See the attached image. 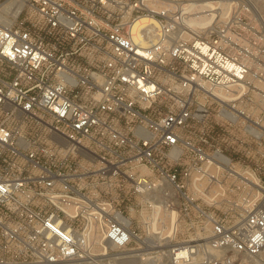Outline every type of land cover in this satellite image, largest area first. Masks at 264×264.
<instances>
[{
	"label": "built area",
	"instance_id": "1",
	"mask_svg": "<svg viewBox=\"0 0 264 264\" xmlns=\"http://www.w3.org/2000/svg\"><path fill=\"white\" fill-rule=\"evenodd\" d=\"M0 1V264L262 254L261 0Z\"/></svg>",
	"mask_w": 264,
	"mask_h": 264
},
{
	"label": "rangeland",
	"instance_id": "2",
	"mask_svg": "<svg viewBox=\"0 0 264 264\" xmlns=\"http://www.w3.org/2000/svg\"><path fill=\"white\" fill-rule=\"evenodd\" d=\"M0 3H2L0 1ZM261 17L264 19V0H261V7H260ZM260 70H261V84L264 85V46L261 47V60H260ZM264 151L262 152V154ZM262 162L264 159L262 157ZM208 262V258H200L197 257L194 261V264H205ZM107 264V263H106ZM234 264H264V251L261 255L253 258L237 256L235 258Z\"/></svg>",
	"mask_w": 264,
	"mask_h": 264
},
{
	"label": "bare ground",
	"instance_id": "3",
	"mask_svg": "<svg viewBox=\"0 0 264 264\" xmlns=\"http://www.w3.org/2000/svg\"><path fill=\"white\" fill-rule=\"evenodd\" d=\"M183 255H184V252H183V250H182V252H181Z\"/></svg>",
	"mask_w": 264,
	"mask_h": 264
}]
</instances>
